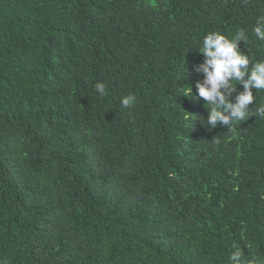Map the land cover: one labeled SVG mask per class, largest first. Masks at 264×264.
<instances>
[{
  "label": "trees",
  "instance_id": "16d2710c",
  "mask_svg": "<svg viewBox=\"0 0 264 264\" xmlns=\"http://www.w3.org/2000/svg\"><path fill=\"white\" fill-rule=\"evenodd\" d=\"M260 16L264 0H0V260L231 264L238 246L264 264V119L210 129L193 71L212 31L245 30L264 59Z\"/></svg>",
  "mask_w": 264,
  "mask_h": 264
},
{
  "label": "clouds",
  "instance_id": "9594fccd",
  "mask_svg": "<svg viewBox=\"0 0 264 264\" xmlns=\"http://www.w3.org/2000/svg\"><path fill=\"white\" fill-rule=\"evenodd\" d=\"M252 33L258 40H264V16L256 19ZM247 39L243 29L238 30L231 38L220 31H212L202 39V47L198 52L203 55L204 60L203 63L194 65L193 71L203 74L202 82L197 81L195 88L198 97L206 102L208 115L203 121L210 129L219 124L230 130L235 123L246 121L250 117L264 119V103H260L254 113L248 108L254 99L253 89L264 90V59L252 62L248 55L240 51L238 43H244ZM237 85H242L243 90L238 91ZM94 87L100 96L107 95L104 82L97 81ZM182 89L184 92L181 95L189 97L191 87L185 86ZM233 93H236L235 102L229 99ZM192 99L195 101L197 97ZM120 102L123 107L129 108L134 106L136 97L128 94ZM215 143L219 144L220 140L217 138ZM234 249L229 257L231 264H245L241 249L238 246H234ZM0 264H6V261L0 260ZM247 264H257V261L251 259Z\"/></svg>",
  "mask_w": 264,
  "mask_h": 264
}]
</instances>
